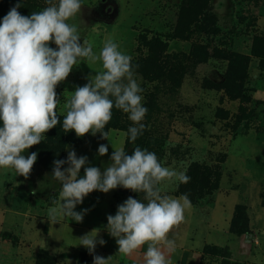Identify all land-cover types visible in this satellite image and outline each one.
Here are the masks:
<instances>
[{"label": "rangeland", "instance_id": "rangeland-1", "mask_svg": "<svg viewBox=\"0 0 264 264\" xmlns=\"http://www.w3.org/2000/svg\"><path fill=\"white\" fill-rule=\"evenodd\" d=\"M17 4L24 16L48 6L47 0H0V22ZM71 22L97 54L107 39L114 40L132 57L143 89L142 103L148 109L143 134L130 142L123 134L135 125L129 114L113 108L104 129L108 139L125 147L128 155L137 146L154 152L163 166L190 177L186 184L176 180L161 184L162 194L177 198L187 194L191 201L184 221L172 230L174 238L190 237L200 244L206 239L209 245L200 264H264V0H82L81 12ZM100 70L99 61L82 60L58 85L60 124L40 144L22 153L25 157L37 153L28 178L0 169V202L10 217H18L19 227L14 230L22 227L28 234L26 224L46 218L48 208L55 206L62 186L52 178L54 161L67 160L70 149L78 158L88 157L86 167H98L102 173L112 163L114 149L109 140L91 133L79 138L62 127L69 93ZM101 144L109 149L103 157L98 153ZM204 168L211 171L210 177L203 174ZM129 197L143 200L144 194L122 187L89 194L76 207L78 212L89 210L83 222L68 219L72 229L66 237L68 247L62 251L66 253L41 249L30 264H53L46 261L51 258L56 264L60 259L94 264L93 254L79 246L77 239L94 229H107V216H115L118 205ZM234 207L232 234L208 235L215 216L220 217V228L226 227L229 216L224 211ZM250 217L260 225L258 230L251 228ZM105 237L106 244L100 252L96 246L95 255L112 257L110 264H135L119 253L115 238ZM4 238L18 242L12 231L4 233ZM224 242L230 247L219 245Z\"/></svg>", "mask_w": 264, "mask_h": 264}, {"label": "clouds", "instance_id": "clouds-1", "mask_svg": "<svg viewBox=\"0 0 264 264\" xmlns=\"http://www.w3.org/2000/svg\"><path fill=\"white\" fill-rule=\"evenodd\" d=\"M47 4L30 16L22 15L17 4L0 22V169L14 170L25 178L32 172L37 153L27 157L22 153L40 144L45 134L60 124L57 110L61 102L56 89L82 60L87 64L99 61L102 70L69 93L63 105L67 109L64 132L74 131L79 138L99 134L109 140V132L104 129L116 108L129 114L135 125L123 134L135 143L145 130L142 121L148 112L132 57L112 39L103 43L99 54L89 40L81 39L78 26L71 21L81 12L82 0H47ZM110 142L114 149L112 163L103 173L98 167H86L88 157L78 158L74 149L68 151L67 160L54 161L52 178L62 187L55 206L48 208V218L56 223L61 219L82 223L89 210L78 212L76 207L95 191L109 193L122 187L143 193V200L129 197L118 205L115 216H107L108 234L116 239L120 254L131 256L147 245L145 264H170L161 245L168 250L174 248L169 234L184 221L191 201L187 194L178 198L162 194L161 184L172 180L186 184L190 177L163 166L154 152L137 146L128 155L125 147ZM108 151L106 144L98 148L101 157ZM99 233L94 229L80 237L79 246L93 254L94 264H110L112 257L94 254L97 243L106 244L102 238L97 239Z\"/></svg>", "mask_w": 264, "mask_h": 264}, {"label": "crops", "instance_id": "crops-1", "mask_svg": "<svg viewBox=\"0 0 264 264\" xmlns=\"http://www.w3.org/2000/svg\"><path fill=\"white\" fill-rule=\"evenodd\" d=\"M1 203V202H0ZM225 207H223L224 209ZM215 208V213L220 212L221 210H217ZM233 210V211H232ZM235 207L231 211L228 212L226 209L224 211V215L229 216L226 217L225 221L227 223L226 227L220 228L219 221L220 217H216L214 221L211 222V224L207 228V234H214L222 231V234H232L229 231L231 221L233 218ZM223 211V210H222ZM10 213L9 210L5 209L3 206V203L0 204V264H30L32 263V260L34 259V255L41 249L48 250L49 252L53 254H64L68 247L67 239H68V231L71 230L70 224H68V219H61L59 223L56 222H50L48 218V213L46 218L38 219L36 218L33 222H28L26 226L28 227V234L25 235V231L21 228L20 230H14L15 227L18 228L19 226L16 224L17 218L10 217L8 215ZM229 213L230 215H227ZM16 214V213H15ZM223 217V216H222ZM224 218V217H223ZM13 224H12V223ZM251 228H255V230H258L257 228L258 223L254 221L250 217L249 220ZM105 224V223H103ZM258 225V226H257ZM50 227L48 231L45 232L46 228ZM14 232V235L18 238V242L15 244L9 239L4 238V233L6 232ZM229 232V233H228ZM108 234V231L106 228L102 229V231L99 233V236L97 239H103L105 240V235ZM67 235V236H66ZM67 237V239H66ZM169 239L173 240L175 242L174 248L171 250H168L166 247L161 245L162 250L165 252L166 257L170 261V264H200L201 258H202V252L206 245H209L206 239H204L201 244L196 242L195 239H192L190 237H179L178 240H176L172 234V232L169 234ZM239 237L235 236L234 242H235V248H239ZM48 243L49 247L45 248L44 244ZM61 244L63 247H56L57 245ZM219 245H228V242H224L223 244ZM56 247V248H53ZM70 247V246H69ZM98 249L96 251H101L103 246L99 245L97 243ZM72 248V245L69 249ZM68 249V250H69ZM240 249V248H239ZM238 250V249H237ZM147 251V245L144 246L143 249L136 251L131 256H126L127 259L131 260L135 264H145V258L144 253ZM241 254H245L244 250H241ZM248 254V253H247ZM250 254V253H249ZM259 252L257 253V256L254 258L257 260V257H259ZM57 264H74L72 262H64V260L60 259L57 261Z\"/></svg>", "mask_w": 264, "mask_h": 264}, {"label": "trees", "instance_id": "trees-1", "mask_svg": "<svg viewBox=\"0 0 264 264\" xmlns=\"http://www.w3.org/2000/svg\"><path fill=\"white\" fill-rule=\"evenodd\" d=\"M60 160H64V159L62 158ZM202 172L207 177H210L211 176V171L209 169H207V168H204ZM91 258L93 259V257H91ZM40 259H42V257ZM46 261H48V262L51 261V262H53V264H56V259L54 260V258L46 259Z\"/></svg>", "mask_w": 264, "mask_h": 264}]
</instances>
